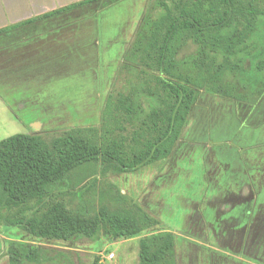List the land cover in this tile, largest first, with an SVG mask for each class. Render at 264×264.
<instances>
[{"label": "rangeland", "instance_id": "obj_1", "mask_svg": "<svg viewBox=\"0 0 264 264\" xmlns=\"http://www.w3.org/2000/svg\"><path fill=\"white\" fill-rule=\"evenodd\" d=\"M151 9L160 11L156 0L99 2L20 27L61 31L0 56V140L99 127L108 94L125 82L121 65ZM254 39L256 58L264 57V25ZM194 51L189 44L181 56ZM229 80L245 99L202 89L169 158L105 179L155 217V227L128 237L102 229L95 238L45 241L0 226V264H9L6 244L17 235L47 248L49 259L41 264H138L140 240L159 231L173 233L178 264H264V73ZM243 170L253 187L242 188V197L237 182L244 181L235 173Z\"/></svg>", "mask_w": 264, "mask_h": 264}, {"label": "trees", "instance_id": "obj_2", "mask_svg": "<svg viewBox=\"0 0 264 264\" xmlns=\"http://www.w3.org/2000/svg\"><path fill=\"white\" fill-rule=\"evenodd\" d=\"M115 1L83 0L0 33ZM156 6L160 11H147L125 55L119 71L125 82L108 94L99 127L0 140V226L69 241L95 238L102 229L128 237L158 224L105 179L169 158L202 89L245 99L229 77L264 73L254 39L264 25V0H156ZM189 44L195 51L181 56ZM48 253L18 235L6 244L9 264H41ZM138 264H178L173 233L142 238Z\"/></svg>", "mask_w": 264, "mask_h": 264}, {"label": "crops", "instance_id": "obj_3", "mask_svg": "<svg viewBox=\"0 0 264 264\" xmlns=\"http://www.w3.org/2000/svg\"><path fill=\"white\" fill-rule=\"evenodd\" d=\"M81 1L83 0H0V29L27 20L39 18L59 8H63ZM84 6L86 5L78 6L68 11H78ZM66 12L67 11L60 14H65ZM56 15L46 17V19H50ZM43 20H45V17L40 18L24 27H29L32 24L37 25L39 23H43ZM19 28L0 33V56H5L11 52L21 51L25 49L24 46L36 43L37 41L45 40L54 34L58 36L60 35L59 32L61 31L36 30L26 32L21 31ZM7 39L8 41H5ZM236 174L239 175L244 181L242 184H238L237 182V187L239 186L237 188V195L243 197L242 188L245 189L246 187L247 189L250 188V186L253 187L252 177H250V175L246 173L245 170L242 172H236L235 177ZM250 208L253 209L254 207Z\"/></svg>", "mask_w": 264, "mask_h": 264}, {"label": "built area", "instance_id": "obj_4", "mask_svg": "<svg viewBox=\"0 0 264 264\" xmlns=\"http://www.w3.org/2000/svg\"><path fill=\"white\" fill-rule=\"evenodd\" d=\"M107 259L111 260L115 257V253L114 252H110L107 256Z\"/></svg>", "mask_w": 264, "mask_h": 264}]
</instances>
